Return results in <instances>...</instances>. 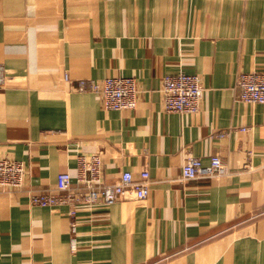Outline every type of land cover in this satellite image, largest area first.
I'll return each instance as SVG.
<instances>
[{
	"label": "crops",
	"instance_id": "obj_1",
	"mask_svg": "<svg viewBox=\"0 0 264 264\" xmlns=\"http://www.w3.org/2000/svg\"><path fill=\"white\" fill-rule=\"evenodd\" d=\"M253 70L264 0H0V157L27 168L0 186V264H264V103L238 86ZM181 71L201 76L196 113L164 108L163 77ZM118 75L137 79L135 109L78 87ZM96 152L107 182L148 169L151 192L81 206L73 252L68 206L31 195ZM189 154L226 171L184 179Z\"/></svg>",
	"mask_w": 264,
	"mask_h": 264
},
{
	"label": "built area",
	"instance_id": "obj_2",
	"mask_svg": "<svg viewBox=\"0 0 264 264\" xmlns=\"http://www.w3.org/2000/svg\"><path fill=\"white\" fill-rule=\"evenodd\" d=\"M4 75L0 71V84ZM239 99L250 103H264V72L259 70L242 72L238 78ZM81 91H93L103 98L104 105L111 109H135L138 105L137 79L132 76H109L102 80L80 79ZM163 104L166 111L196 113L200 110L203 96L201 76L181 71L167 74L162 83ZM247 128H243L246 130ZM222 137L226 131H218ZM226 171L222 157L213 154L209 164L201 157L189 154L182 166V177L194 179L211 177ZM27 172L26 164L14 158L0 157V186L18 188L23 185ZM76 181L69 171L58 174L54 190L34 193L31 201L42 206L67 205L70 217V245L73 252L78 247V212L81 206L98 204L111 205L125 199H146L151 192V178L148 169L135 178L130 170L121 173L119 179L109 183L104 178V161L101 153L79 157Z\"/></svg>",
	"mask_w": 264,
	"mask_h": 264
}]
</instances>
